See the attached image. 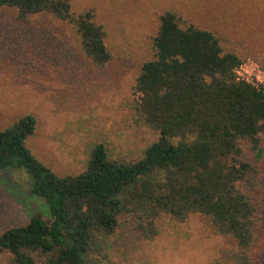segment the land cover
I'll return each instance as SVG.
<instances>
[{"label": "trees", "instance_id": "16d2710c", "mask_svg": "<svg viewBox=\"0 0 264 264\" xmlns=\"http://www.w3.org/2000/svg\"><path fill=\"white\" fill-rule=\"evenodd\" d=\"M246 2L257 11L255 0ZM1 7L18 21L49 14L63 22L99 70L116 61L93 8L79 11L73 0H0ZM244 61L213 31L167 11L133 87L138 125L159 136L139 160L113 158L99 143L85 171L61 177L28 147L37 131L33 115L0 130V171L26 172L32 194L50 210V218L35 214L0 235L7 264H85L96 237L114 234L122 221L155 239L160 218L195 215L230 244L212 264H262L264 85L235 81L233 70Z\"/></svg>", "mask_w": 264, "mask_h": 264}, {"label": "rangeland", "instance_id": "374dc122", "mask_svg": "<svg viewBox=\"0 0 264 264\" xmlns=\"http://www.w3.org/2000/svg\"><path fill=\"white\" fill-rule=\"evenodd\" d=\"M252 1V0H248ZM75 9L93 8L107 33L116 61L95 68L77 48L75 36L49 14L18 21L0 8V130L33 115L37 131L28 141L34 155L58 176L85 171L90 151L104 143L113 158L135 162L158 134L138 125L133 87L141 62L152 58L159 17L182 13L236 48L244 62L264 71V0L257 11L246 0H73ZM259 4V6H258ZM255 8V7H254ZM259 160L264 164V152ZM22 170L0 171V235L26 226L48 204L31 192ZM112 235H100L84 254L85 264H212L228 241L215 235L199 215L179 222L158 220L159 234L147 239L122 221ZM0 264H7L0 253ZM264 264V257L262 259Z\"/></svg>", "mask_w": 264, "mask_h": 264}, {"label": "built area", "instance_id": "2783aa9c", "mask_svg": "<svg viewBox=\"0 0 264 264\" xmlns=\"http://www.w3.org/2000/svg\"><path fill=\"white\" fill-rule=\"evenodd\" d=\"M236 82H245L259 89L264 85V71L254 62H243L233 70Z\"/></svg>", "mask_w": 264, "mask_h": 264}]
</instances>
